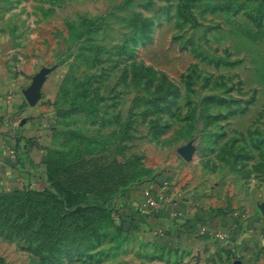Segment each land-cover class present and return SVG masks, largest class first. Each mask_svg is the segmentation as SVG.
Instances as JSON below:
<instances>
[{
    "label": "rangeland",
    "instance_id": "374dc122",
    "mask_svg": "<svg viewBox=\"0 0 264 264\" xmlns=\"http://www.w3.org/2000/svg\"><path fill=\"white\" fill-rule=\"evenodd\" d=\"M0 46L52 120L0 264H264V0H0Z\"/></svg>",
    "mask_w": 264,
    "mask_h": 264
},
{
    "label": "crops",
    "instance_id": "0c3cea01",
    "mask_svg": "<svg viewBox=\"0 0 264 264\" xmlns=\"http://www.w3.org/2000/svg\"><path fill=\"white\" fill-rule=\"evenodd\" d=\"M31 76L28 66L0 46V190L36 184L50 141L47 100L40 96L32 105L25 96Z\"/></svg>",
    "mask_w": 264,
    "mask_h": 264
},
{
    "label": "water",
    "instance_id": "95a60500",
    "mask_svg": "<svg viewBox=\"0 0 264 264\" xmlns=\"http://www.w3.org/2000/svg\"><path fill=\"white\" fill-rule=\"evenodd\" d=\"M42 79L41 76H36L25 92L27 101L30 104H35L41 95Z\"/></svg>",
    "mask_w": 264,
    "mask_h": 264
},
{
    "label": "trees",
    "instance_id": "16d2710c",
    "mask_svg": "<svg viewBox=\"0 0 264 264\" xmlns=\"http://www.w3.org/2000/svg\"><path fill=\"white\" fill-rule=\"evenodd\" d=\"M37 189L39 191H43V189H39V188H37ZM147 189H149V188H147ZM124 214H125V216H128L130 218H133L134 220L135 219H138V220L140 219V216L139 215L138 216H135L134 212L131 210V208H129V205L128 204H124Z\"/></svg>",
    "mask_w": 264,
    "mask_h": 264
},
{
    "label": "built area",
    "instance_id": "2783aa9c",
    "mask_svg": "<svg viewBox=\"0 0 264 264\" xmlns=\"http://www.w3.org/2000/svg\"><path fill=\"white\" fill-rule=\"evenodd\" d=\"M8 97L11 98V97H12V93H9ZM149 202H150L151 205H154V204H155V202H154L153 200H151V199H149ZM217 235H218L219 237H223L222 234H217Z\"/></svg>",
    "mask_w": 264,
    "mask_h": 264
}]
</instances>
